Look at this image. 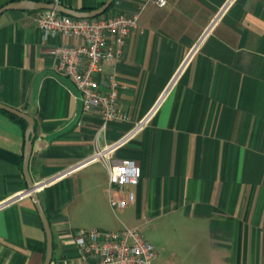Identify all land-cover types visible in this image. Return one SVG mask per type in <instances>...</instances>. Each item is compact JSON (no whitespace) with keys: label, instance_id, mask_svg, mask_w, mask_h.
Masks as SVG:
<instances>
[{"label":"crops","instance_id":"1","mask_svg":"<svg viewBox=\"0 0 264 264\" xmlns=\"http://www.w3.org/2000/svg\"><path fill=\"white\" fill-rule=\"evenodd\" d=\"M55 1L87 10L105 0ZM111 9L140 10L123 56L106 66L129 117L101 128L100 109L83 107L77 123L51 138L79 110L77 93L51 71L52 48L82 39L46 37L37 10L0 14V102L35 118L29 173L53 231L50 264H90L75 232L118 229L121 210L123 226L152 223L170 233L186 248L181 264H264V0H114ZM158 100L112 152L114 161L132 157L143 169L136 199L115 209L105 162L79 164ZM25 131L0 108V264H43L46 255L23 166Z\"/></svg>","mask_w":264,"mask_h":264},{"label":"built area","instance_id":"2","mask_svg":"<svg viewBox=\"0 0 264 264\" xmlns=\"http://www.w3.org/2000/svg\"><path fill=\"white\" fill-rule=\"evenodd\" d=\"M152 1L159 5H165L167 2ZM139 12L140 10L127 12L111 9L95 16L81 17L45 8L37 10L35 16V21L46 37L54 36L58 40L61 37L75 36L82 39L79 43L56 42L52 48L55 68L74 81L81 91L84 108L100 109L101 128H106L112 120L129 117L119 100L118 77L113 71L107 72L106 66L123 56L127 36L139 26ZM158 102L159 100L118 140L98 148L79 164L94 160L105 162L110 185L109 202L115 209H123L136 199L132 186L140 182L143 169L132 157L114 161L112 152L142 126ZM75 241L90 264H152L157 255L154 244L145 236L143 228L139 225H126L118 229H78L75 232Z\"/></svg>","mask_w":264,"mask_h":264},{"label":"water","instance_id":"3","mask_svg":"<svg viewBox=\"0 0 264 264\" xmlns=\"http://www.w3.org/2000/svg\"><path fill=\"white\" fill-rule=\"evenodd\" d=\"M113 1L114 0H105L103 4H101L98 7L83 10V9H77V8H73L70 6H66L65 4L61 2H57L55 0H11L3 4L2 6H0V14L8 9L39 10V9H45V8H52V9H56L64 13H68V14L75 15V16L90 17V16H95V15L105 12L111 6ZM51 71L54 72L61 80L67 83L77 93L79 97L78 99L79 100V110H78L77 115L73 118V120H71L66 126L62 127L58 131L48 135L47 136L48 138L54 137L62 133L63 131L69 129L75 123H77L81 117V113L84 107L81 91L77 88L74 81L70 77L66 76L65 74L59 73L55 70H51ZM45 72L46 71L40 72V74L38 75L36 79L35 88H34L35 95L37 94L39 83ZM0 108L8 110L9 112H12L14 114H17L27 120V127L25 131L26 143H25V150H24V163H23L24 165L23 166H24V171L26 174L27 182H28V191H30L31 195L36 200V205L38 207V210L40 212V215L42 217L45 230H46L47 247H46V255H45L43 264H50L53 258V250H54L53 231L51 229V225L47 217V214L45 212V209L43 208V205L39 199V194L37 192L38 184L34 182V180L32 179L29 173V162H30L32 148H33V139L35 136V118L29 112L23 109L11 106L9 104L3 103V102H0Z\"/></svg>","mask_w":264,"mask_h":264},{"label":"rangeland","instance_id":"4","mask_svg":"<svg viewBox=\"0 0 264 264\" xmlns=\"http://www.w3.org/2000/svg\"><path fill=\"white\" fill-rule=\"evenodd\" d=\"M118 215L119 216H116L118 225L113 228L123 227L119 217L122 219L128 217L122 210L118 211ZM142 228L145 236L155 245V248L160 251V256H155L152 264H181L179 259L186 252V248L182 247V244L178 245V242L170 236V233L162 232L161 229L155 228L152 223H148ZM162 245H166L165 250L162 248ZM161 253H164V255L161 256Z\"/></svg>","mask_w":264,"mask_h":264},{"label":"trees","instance_id":"5","mask_svg":"<svg viewBox=\"0 0 264 264\" xmlns=\"http://www.w3.org/2000/svg\"><path fill=\"white\" fill-rule=\"evenodd\" d=\"M113 3H114V1L112 2L111 6L106 11H108L112 7ZM2 110L5 111L8 115L12 116L13 118H16L19 121H21L25 128L27 127V120L25 118H23V117H21V116H19L17 114H14L12 112H9L8 110H5V109H2Z\"/></svg>","mask_w":264,"mask_h":264}]
</instances>
